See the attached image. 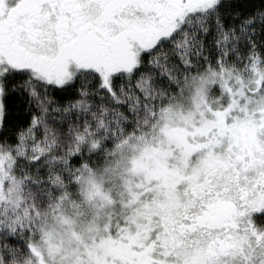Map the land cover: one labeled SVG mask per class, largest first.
<instances>
[{
  "label": "snow or ice",
  "instance_id": "obj_1",
  "mask_svg": "<svg viewBox=\"0 0 264 264\" xmlns=\"http://www.w3.org/2000/svg\"><path fill=\"white\" fill-rule=\"evenodd\" d=\"M0 264H264V0H0Z\"/></svg>",
  "mask_w": 264,
  "mask_h": 264
}]
</instances>
